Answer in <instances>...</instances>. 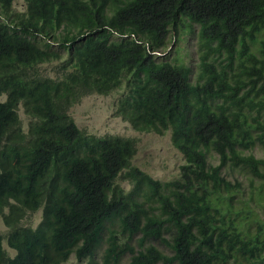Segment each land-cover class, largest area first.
<instances>
[{
  "label": "trees",
  "instance_id": "obj_1",
  "mask_svg": "<svg viewBox=\"0 0 264 264\" xmlns=\"http://www.w3.org/2000/svg\"><path fill=\"white\" fill-rule=\"evenodd\" d=\"M25 2L17 14L14 0H0V216L15 252L6 254L0 232V264H63L72 255L97 264L103 240L101 264H264V238L248 226L255 206L264 209V159L250 153L264 147V0ZM192 25L196 75L158 62L169 34ZM54 46L70 68L50 78L39 67L62 59ZM123 81L129 92L116 116L138 132L170 131L185 159L181 181L153 179L132 166L134 139L89 135L69 114ZM20 105L32 119L27 131ZM228 165L262 182H250L249 201L222 178ZM40 210L36 229L19 226Z\"/></svg>",
  "mask_w": 264,
  "mask_h": 264
},
{
  "label": "rangeland",
  "instance_id": "obj_2",
  "mask_svg": "<svg viewBox=\"0 0 264 264\" xmlns=\"http://www.w3.org/2000/svg\"><path fill=\"white\" fill-rule=\"evenodd\" d=\"M13 11L17 14L26 13L25 0H14ZM187 23V22H186ZM199 26L192 25L191 28L179 27L177 36L174 38L171 32L165 41V45L156 52V60L158 62H172L184 64L192 69L196 75L198 64L200 60V48L198 38ZM52 50L59 52L62 59L43 64L39 67L42 75L50 78H57L62 76L66 69H69L68 54L61 48L56 46ZM129 92V87L126 81L115 88L109 95L93 94L83 97L80 102L75 104L70 110L69 114L74 119L77 127L89 135L95 137H104L107 135L120 136L124 138H132L136 141V155L132 160V166L140 169L153 179L161 183H170L174 181H181V167L185 164V159L172 144L171 132L167 131L164 135H158L154 132L142 133L133 129V127L122 118L116 116V110L119 101ZM5 99V98H4ZM18 114L25 131L32 121L22 105L19 106ZM253 114V113H252ZM258 159H264V147L256 145L250 152ZM209 164L211 166L219 165V158L214 152L208 155ZM222 178L231 182L232 185L237 183L242 185L243 200L249 201L250 198V175L244 173L240 168H234L228 165L222 169ZM117 183L129 190L132 186L131 182L124 180L121 175ZM255 188L262 186L259 180H253ZM237 201V200H236ZM264 201V200H263ZM264 206V203L261 205ZM8 215V209L5 210ZM254 214L258 216L257 222L248 225L250 234H258L260 238H264V209L255 206ZM42 211L35 213L27 212L24 218L19 222L22 228L30 227L36 229L42 221ZM0 232L3 235V248L7 255L13 257L15 252L7 244V236L10 228L6 225L3 216H0ZM170 238L171 235H167ZM138 237L134 238L132 244L138 249ZM148 245H154L156 248L164 252L166 255H172L171 251L160 241L152 240ZM106 248L105 240L97 250L95 262L102 263V255ZM264 254V251H263ZM129 256L124 258V262L129 261ZM63 264H89V260H78L72 255L69 260Z\"/></svg>",
  "mask_w": 264,
  "mask_h": 264
}]
</instances>
